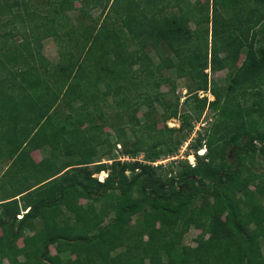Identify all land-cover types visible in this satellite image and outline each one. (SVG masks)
<instances>
[{
	"label": "trees",
	"instance_id": "obj_1",
	"mask_svg": "<svg viewBox=\"0 0 264 264\" xmlns=\"http://www.w3.org/2000/svg\"><path fill=\"white\" fill-rule=\"evenodd\" d=\"M209 1L0 0V161L12 160L0 171V185H10L0 203V264H60L64 253L81 264H264V168H253L256 155L264 160V0ZM48 38L57 62L43 53ZM161 44L174 57L155 63L148 48ZM173 68L196 83L185 111L164 74ZM207 68L230 69L225 92ZM235 94L250 103H234ZM110 99L124 125L105 114ZM207 107L216 119L192 143L196 164H154L179 149ZM203 141L207 154L198 156ZM111 144L112 163L97 162ZM43 147L49 156L35 161ZM103 170L100 181L94 174ZM102 201L114 214L105 224ZM140 212L144 224L131 225ZM37 219L43 226L26 236ZM191 226L201 229L196 246L183 243Z\"/></svg>",
	"mask_w": 264,
	"mask_h": 264
},
{
	"label": "rangeland",
	"instance_id": "obj_2",
	"mask_svg": "<svg viewBox=\"0 0 264 264\" xmlns=\"http://www.w3.org/2000/svg\"><path fill=\"white\" fill-rule=\"evenodd\" d=\"M192 2H195L196 0H191ZM201 2L203 3H207L208 0H201ZM210 6L212 8V0L209 1ZM77 6H79V4L77 3ZM79 12L78 11H72L70 12V16L73 19H76V17L78 16ZM99 11H95V15L98 16ZM190 25L192 28H196L197 25L195 24L194 21H190ZM43 53L44 55L52 62H57L59 60V52L57 49V46L55 44V41L52 38H48L45 39L43 41ZM148 54L150 55V57L152 58V60L155 63H159L161 61L162 57H166L168 55H171L172 57H174V55H172L170 49L167 47V45L165 44H161L159 47L157 48H153V47H149L148 48ZM243 56L241 57V60H243ZM206 72H208V76H209V80L215 82L218 87H220L223 92H225L224 90L229 86L230 82L227 78L228 73L230 72V69H223L221 71H216L213 72L210 70V68H207L205 70ZM164 74L170 76L174 81H175V95L179 98V107L181 111H185L187 110V105H186V100L187 98H190V96L192 95V93L195 91L196 89V83L195 80L189 76L186 75L184 77H179L177 75V69L173 68V69H165L164 70ZM162 90L164 92H168L169 90V85H163L162 86ZM198 94L200 97L203 96H207L209 101L214 100V96L211 94L210 91H198ZM173 94L169 93L168 96H172ZM234 103H241V104H248L250 103V101H245V99H243V97H241L238 94H235L232 96L231 99ZM63 107V112L60 114L59 117H64L66 114H68L70 111L67 107L62 106ZM145 108H142L139 112V116L140 118L143 120V113L145 112ZM105 114L111 119L110 122L113 123V125H115L116 127L124 125L125 124V120L122 118H119V111L120 108H118L116 106V104L110 99L109 103L107 104V106L104 108ZM216 119V110H214L212 107H207L205 109V111L203 112L201 118L198 121H194V129L192 131L189 132V134L186 136V138H184V140L182 141L179 149L170 155H163L161 156L159 159L162 162V164L166 167H178L181 162L188 160L191 164H196L197 162V156L195 155V149L192 146L193 141L195 140V138L198 136L199 132H205V130L211 126V124L215 121ZM168 126H174V127H179L180 122L178 119H170L167 122ZM81 126L85 125V122H81L80 123ZM159 126H163V123L160 122ZM110 133V131H105L104 136H108V134ZM110 136V140H112L113 142L115 141V135L113 133ZM127 135L129 137V139L132 140V135L130 133L129 130H127ZM177 137H182L183 134L177 132L176 133ZM38 137H41V135H39ZM206 143L203 141L201 147L196 151L198 156H202L207 154V147L205 145ZM9 147V146H8ZM118 148V147H117ZM8 151V148L5 149V153L6 154ZM50 154V148L49 147H43L40 150H36L32 152V156L36 161H40L43 158L49 156ZM117 154V150L114 149L113 145H102L99 149V155L96 158L97 162H106L109 166V164L112 163L113 159L116 157ZM1 155V154H0ZM144 157V153H141L139 155V158H143ZM73 157L70 158H62L59 160V164L66 162L68 160H73ZM159 161V160H158ZM12 163V160L10 159V161L6 160V161H0V171L3 172L6 167H8L10 164ZM161 164V163H159ZM19 165H14L13 169L11 170V172H15L18 171L19 169ZM94 167V166H93ZM91 167V168H93ZM260 167L264 168V160L262 159V157L258 154L256 155V161H255V167H253L255 170H258ZM111 170V168H110ZM110 170H103L100 171L98 173H95L94 176L96 178H98V180L100 181H104L106 179V177L108 176ZM248 174V172H247ZM252 189H255V187L253 185H251ZM10 189V185H8L7 183L2 186L0 185V203L2 202V199L4 198V195L6 192H8L7 190ZM240 196V194H238ZM201 201L200 196L197 198V200L195 201L194 204H199ZM85 202V201H83ZM97 209L100 211L103 210V212L101 213V215L104 216L103 219V223H107L109 222L113 217L114 214L111 212V207L108 203L105 202H98L97 203ZM1 208V205H0ZM105 209V210H104ZM24 212V211H23ZM22 212V214H23ZM22 215L18 216V218H21ZM144 219L142 216V213H138L135 214L132 217V220L130 222L131 225H138V223L141 222V224H144ZM43 226V223L41 221V219H37L33 225V227L27 228L25 231L26 236L33 234L35 231H37L38 229H41V227ZM156 226L159 227L160 224L156 223ZM201 229L196 228L194 226L189 227V229L187 230V232L185 233L184 237H183V243L186 245H190V246H196L197 245V236L200 234ZM1 233V231H0ZM148 236H145V239H147ZM19 246H23L24 245V240L21 238L18 240L17 243ZM57 244H53L50 246V251L53 254H56L57 252ZM261 248L264 252V239L261 242ZM126 250V245H122L120 247H118L116 250L111 251L110 254L111 256L116 255L119 252H123ZM63 251H66V249ZM65 255L63 256V258L60 259L59 263L60 264H81L80 262V258L78 257V255L76 253H71V254H67L64 253ZM85 255V254H84ZM25 259V256H20L19 260L22 261ZM71 261V263L69 262ZM2 264H11V262L4 258L2 259ZM146 264H149V261H146Z\"/></svg>",
	"mask_w": 264,
	"mask_h": 264
},
{
	"label": "built area",
	"instance_id": "obj_3",
	"mask_svg": "<svg viewBox=\"0 0 264 264\" xmlns=\"http://www.w3.org/2000/svg\"><path fill=\"white\" fill-rule=\"evenodd\" d=\"M119 147H120V145H119ZM120 159H122V160H129L130 159V157H120ZM159 163H162L160 160L159 161H156V162H154V164H159Z\"/></svg>",
	"mask_w": 264,
	"mask_h": 264
},
{
	"label": "crops",
	"instance_id": "obj_4",
	"mask_svg": "<svg viewBox=\"0 0 264 264\" xmlns=\"http://www.w3.org/2000/svg\"><path fill=\"white\" fill-rule=\"evenodd\" d=\"M36 161V160H35ZM21 216V215H20Z\"/></svg>",
	"mask_w": 264,
	"mask_h": 264
}]
</instances>
